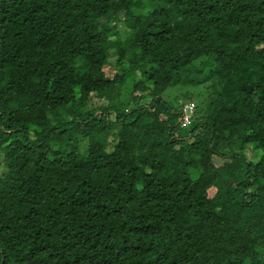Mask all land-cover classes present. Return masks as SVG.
<instances>
[{
  "label": "trees",
  "instance_id": "1",
  "mask_svg": "<svg viewBox=\"0 0 264 264\" xmlns=\"http://www.w3.org/2000/svg\"><path fill=\"white\" fill-rule=\"evenodd\" d=\"M0 264H264V0H0Z\"/></svg>",
  "mask_w": 264,
  "mask_h": 264
},
{
  "label": "rangeland",
  "instance_id": "2",
  "mask_svg": "<svg viewBox=\"0 0 264 264\" xmlns=\"http://www.w3.org/2000/svg\"><path fill=\"white\" fill-rule=\"evenodd\" d=\"M116 56L115 55H112L111 57H110V63L111 64H113V66H111L110 68H108V70H109V73H113L115 70H116V68H117V66L115 65V60H116ZM175 96L176 97H178V98H183V96H182V93L180 92V90H173V92H169V94L166 96V98H167V100H174L175 99ZM181 102L183 103V104H185V103H188V102H193L196 106H197V108H198V110H199V107H198V102H197V100L195 99V100H186V101H182L181 100ZM191 104H189L188 106H190ZM185 106H187V105H185ZM195 111H196V108H195ZM194 116H195V114H194ZM182 126V125H181ZM182 128H187V127H183L182 126ZM187 132V130H183V133L185 134ZM253 157V156H252ZM254 158V157H253Z\"/></svg>",
  "mask_w": 264,
  "mask_h": 264
},
{
  "label": "built area",
  "instance_id": "3",
  "mask_svg": "<svg viewBox=\"0 0 264 264\" xmlns=\"http://www.w3.org/2000/svg\"><path fill=\"white\" fill-rule=\"evenodd\" d=\"M189 104L191 105L188 106ZM186 105L187 106H184L182 109V117L180 119V123L183 127H187L192 123L196 108L194 103H187Z\"/></svg>",
  "mask_w": 264,
  "mask_h": 264
}]
</instances>
